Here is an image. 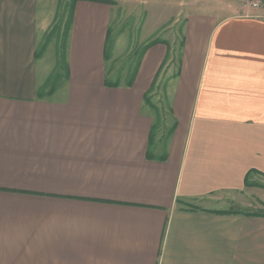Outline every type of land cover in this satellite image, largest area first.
<instances>
[{
	"label": "crops",
	"instance_id": "crops-1",
	"mask_svg": "<svg viewBox=\"0 0 264 264\" xmlns=\"http://www.w3.org/2000/svg\"><path fill=\"white\" fill-rule=\"evenodd\" d=\"M39 1L0 0V264H264V215L241 211L264 208V18L164 0L180 27L109 86L112 6L76 0L49 90ZM162 80L156 142L144 96Z\"/></svg>",
	"mask_w": 264,
	"mask_h": 264
},
{
	"label": "rangeland",
	"instance_id": "rangeland-1",
	"mask_svg": "<svg viewBox=\"0 0 264 264\" xmlns=\"http://www.w3.org/2000/svg\"><path fill=\"white\" fill-rule=\"evenodd\" d=\"M39 2L38 4L42 9L49 6L53 12L48 30L41 34L40 42H38V54L41 55L40 53L43 52V57L47 63L49 65L54 63L45 89L52 85L57 89L59 85H62L60 84L61 75L57 73L56 78H53L56 69L54 66L57 67L58 59H61V53L65 49L71 0H40ZM163 3L164 0H112V17L110 18V31L105 56L109 80L118 83L127 82L126 80L134 70L138 55L146 45L147 40L152 37L153 40H158L159 37L169 36L180 27L181 21L178 19L175 22L173 19L176 8L165 10ZM181 9H186V6ZM160 21L161 23H158ZM162 25H165L163 31L161 30ZM179 40L178 33L172 46L173 54L179 50ZM45 45L48 46L47 49ZM162 82L163 80L157 81L153 90L148 94L151 102L156 106V111L152 109L153 113L158 115L156 117L158 118L157 127L153 130L154 141L156 142L163 140L171 124V116L166 105L167 99L164 96ZM249 203H251L250 207L259 208L254 201ZM233 206L235 207V205Z\"/></svg>",
	"mask_w": 264,
	"mask_h": 264
},
{
	"label": "trees",
	"instance_id": "trees-1",
	"mask_svg": "<svg viewBox=\"0 0 264 264\" xmlns=\"http://www.w3.org/2000/svg\"><path fill=\"white\" fill-rule=\"evenodd\" d=\"M75 1L76 0H71V3H70V11H69V18H68V24H67V26H68V30H67V32L69 31V28H70V24H71V12H72V9H73V7H74V4H75ZM97 1H101V2H105V3H108V4H111L112 3V0H96V2ZM109 31H110V27L108 28V33H107V40H108V35H109ZM66 32V33H67ZM68 34V33H67ZM66 34V35H67ZM65 41V40H64ZM158 40H152V41H150V42H148L142 49H141V52H140V54L138 55L139 57H138V60H139V58L141 57L140 55H142V53H143V51L149 46V45H151L152 43H155V42H157ZM64 53V52H63ZM63 53H61V59H58V62H57V67H56V69H55V71H54V75L53 76H55V77H53L54 79L56 78V74L58 73V74H60L61 75V77H66L67 76V65H66V61H65V54H63ZM138 60H137V62H136V64H135V67H134V70L132 71V73L129 75V78H128V80H126L127 82H125L124 84H126V85H129V84H131L132 83V80H133V77H134V73H135V69L137 68V65H138ZM61 69H63V73H61L60 72V70ZM49 80V79H48ZM48 80L46 81V84H47V82H48ZM55 81V80H54ZM104 83L106 84V85H109V86H117V85H119V83L118 82H115V81H111V80H109V78H108V74L106 75V77H105V81H104ZM53 85L51 86V87H49L48 89L49 90H52L53 89ZM155 87V81H154V83H152V85H151V87H150V89L148 90V92H146V94H145V96H144V99H145V102H146V104H147V106H149L151 109H153L154 111H156V106L151 102V100H150V98H149V96H148V94H150L149 92H151V90H153V88ZM41 90V89H40ZM44 90V89H43ZM42 90V91H43ZM152 110V111H153ZM154 114V113H153ZM158 115L157 114H154V123L152 124V133H151V136L152 137H154V135H153V133H154V131L153 130H155V128L157 127V122H158V118H156ZM157 119V120H156ZM241 211H243L244 213H248V214H258V215H264V209H260V210H254V211H251V210H248V209H242Z\"/></svg>",
	"mask_w": 264,
	"mask_h": 264
},
{
	"label": "built area",
	"instance_id": "built-area-1",
	"mask_svg": "<svg viewBox=\"0 0 264 264\" xmlns=\"http://www.w3.org/2000/svg\"><path fill=\"white\" fill-rule=\"evenodd\" d=\"M242 6L255 12V15L260 18H264V0H240Z\"/></svg>",
	"mask_w": 264,
	"mask_h": 264
}]
</instances>
